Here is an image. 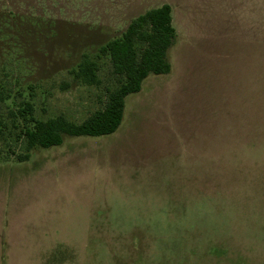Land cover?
<instances>
[{
    "label": "rangeland",
    "instance_id": "obj_1",
    "mask_svg": "<svg viewBox=\"0 0 264 264\" xmlns=\"http://www.w3.org/2000/svg\"><path fill=\"white\" fill-rule=\"evenodd\" d=\"M166 3L171 71L126 97L116 132L0 160V215L49 236L0 264H264V0H0V82L81 122L117 78L105 58L100 84L69 70Z\"/></svg>",
    "mask_w": 264,
    "mask_h": 264
},
{
    "label": "trees",
    "instance_id": "obj_2",
    "mask_svg": "<svg viewBox=\"0 0 264 264\" xmlns=\"http://www.w3.org/2000/svg\"><path fill=\"white\" fill-rule=\"evenodd\" d=\"M173 9L163 4L134 18L127 28L100 46L95 56L84 54L69 70L74 80L101 83V60L108 59L117 82L107 88L104 105L81 122L64 113L48 118L37 114V87L17 88L0 82V160L25 161L37 147L60 145L65 135H109L122 123L126 97L142 89L151 74L171 71L168 54L177 39ZM16 87V88H15Z\"/></svg>",
    "mask_w": 264,
    "mask_h": 264
},
{
    "label": "crops",
    "instance_id": "obj_3",
    "mask_svg": "<svg viewBox=\"0 0 264 264\" xmlns=\"http://www.w3.org/2000/svg\"><path fill=\"white\" fill-rule=\"evenodd\" d=\"M173 9V23L177 29V33L179 29L175 23L174 17V8ZM5 203L3 202L2 208ZM7 207L12 208V205H8ZM13 210V208H12ZM14 212V210H13ZM20 226L16 228L12 222H8L6 224L3 215H0V255L1 257H5L8 255H26V254H34V246H43L47 244L49 237L47 235V230L45 226L36 225L33 222L19 223ZM45 247L40 249L37 254L43 253ZM14 259V258H13ZM15 260V259H14Z\"/></svg>",
    "mask_w": 264,
    "mask_h": 264
}]
</instances>
